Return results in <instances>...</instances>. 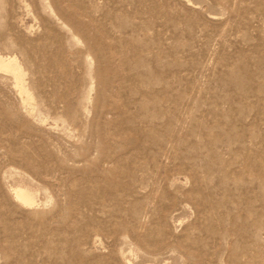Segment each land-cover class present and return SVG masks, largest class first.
<instances>
[{"label":"rangeland","instance_id":"374dc122","mask_svg":"<svg viewBox=\"0 0 264 264\" xmlns=\"http://www.w3.org/2000/svg\"><path fill=\"white\" fill-rule=\"evenodd\" d=\"M0 55V264H264V0H0Z\"/></svg>","mask_w":264,"mask_h":264},{"label":"bare ground","instance_id":"6f19581e","mask_svg":"<svg viewBox=\"0 0 264 264\" xmlns=\"http://www.w3.org/2000/svg\"><path fill=\"white\" fill-rule=\"evenodd\" d=\"M0 71H3L10 75L13 84L18 89V93H21L24 98V102L28 105H31L32 102V94L29 92L27 86L25 85V73L23 67L18 63L15 58L12 57H4L0 55ZM18 189V188H17ZM16 190V189H14ZM15 197L21 201L26 206H33L35 202V197L33 193H31L27 189H20L14 192ZM145 264H157L154 262H147Z\"/></svg>","mask_w":264,"mask_h":264}]
</instances>
